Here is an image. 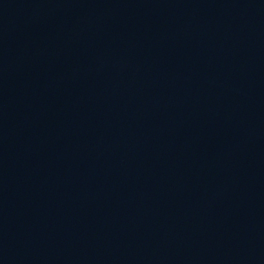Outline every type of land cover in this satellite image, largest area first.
<instances>
[{"label":"water","instance_id":"obj_1","mask_svg":"<svg viewBox=\"0 0 264 264\" xmlns=\"http://www.w3.org/2000/svg\"><path fill=\"white\" fill-rule=\"evenodd\" d=\"M0 264H264V0H0Z\"/></svg>","mask_w":264,"mask_h":264}]
</instances>
